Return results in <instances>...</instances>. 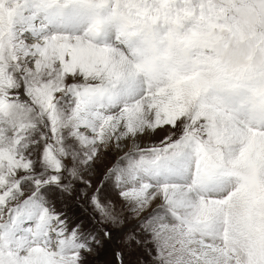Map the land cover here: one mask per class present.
Returning a JSON list of instances; mask_svg holds the SVG:
<instances>
[{
  "label": "snow or ice",
  "instance_id": "1",
  "mask_svg": "<svg viewBox=\"0 0 264 264\" xmlns=\"http://www.w3.org/2000/svg\"><path fill=\"white\" fill-rule=\"evenodd\" d=\"M145 212L155 264H264V0H0V264H88Z\"/></svg>",
  "mask_w": 264,
  "mask_h": 264
},
{
  "label": "rangeland",
  "instance_id": "2",
  "mask_svg": "<svg viewBox=\"0 0 264 264\" xmlns=\"http://www.w3.org/2000/svg\"><path fill=\"white\" fill-rule=\"evenodd\" d=\"M165 135L163 132H158L150 141L145 139L144 143H158L159 140ZM114 150L106 152L101 159L97 162V166L93 169L90 179L93 185L98 187L104 179V173L107 168L112 167L120 160L121 156H116ZM105 195L114 197V192L111 187L105 189ZM61 207L73 219L82 218L87 219L90 212L87 205L82 200H69L67 204H62ZM151 211V210H149ZM145 212L140 217L127 215L122 223L112 225H96L101 229H107L111 233V238L103 240V247L99 250L94 249L92 255L89 257L88 264H117L115 253L120 251L124 256V264H155L154 256L155 251L152 248L149 238L145 236L144 232L138 224L143 216L148 215ZM90 227L92 225H89ZM135 234L138 240H142V245L132 243L131 246L126 245L128 237Z\"/></svg>",
  "mask_w": 264,
  "mask_h": 264
},
{
  "label": "bare ground",
  "instance_id": "3",
  "mask_svg": "<svg viewBox=\"0 0 264 264\" xmlns=\"http://www.w3.org/2000/svg\"><path fill=\"white\" fill-rule=\"evenodd\" d=\"M149 143V142H148ZM112 150H114L116 153V156L118 157V156H121V154H125V152H127V149L125 148V149H123V150H117L115 147H110L108 150H107V152H109V151H112Z\"/></svg>",
  "mask_w": 264,
  "mask_h": 264
}]
</instances>
